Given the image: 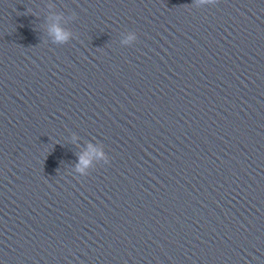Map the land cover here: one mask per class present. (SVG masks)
<instances>
[{"label":"water","instance_id":"obj_1","mask_svg":"<svg viewBox=\"0 0 264 264\" xmlns=\"http://www.w3.org/2000/svg\"><path fill=\"white\" fill-rule=\"evenodd\" d=\"M0 264H264V0H0Z\"/></svg>","mask_w":264,"mask_h":264},{"label":"clouds","instance_id":"obj_2","mask_svg":"<svg viewBox=\"0 0 264 264\" xmlns=\"http://www.w3.org/2000/svg\"><path fill=\"white\" fill-rule=\"evenodd\" d=\"M201 2H207V0H201ZM56 35H57V38L60 39V40H63V39H66L67 37V33L66 32H62L61 29L57 28L56 29ZM87 161H85L86 163Z\"/></svg>","mask_w":264,"mask_h":264}]
</instances>
